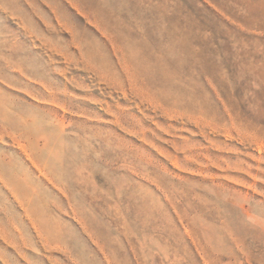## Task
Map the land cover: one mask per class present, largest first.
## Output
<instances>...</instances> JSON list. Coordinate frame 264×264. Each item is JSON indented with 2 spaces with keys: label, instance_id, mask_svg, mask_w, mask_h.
Returning a JSON list of instances; mask_svg holds the SVG:
<instances>
[{
  "label": "rangeland",
  "instance_id": "374dc122",
  "mask_svg": "<svg viewBox=\"0 0 264 264\" xmlns=\"http://www.w3.org/2000/svg\"><path fill=\"white\" fill-rule=\"evenodd\" d=\"M0 264H264V0H0Z\"/></svg>",
  "mask_w": 264,
  "mask_h": 264
}]
</instances>
